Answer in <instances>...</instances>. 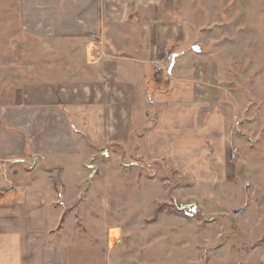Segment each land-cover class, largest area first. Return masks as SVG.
I'll return each instance as SVG.
<instances>
[{
    "label": "rangeland",
    "instance_id": "obj_1",
    "mask_svg": "<svg viewBox=\"0 0 264 264\" xmlns=\"http://www.w3.org/2000/svg\"><path fill=\"white\" fill-rule=\"evenodd\" d=\"M19 5L0 0V107L38 111L44 101L58 106L102 99L97 119L104 117L117 136L103 140L99 126L102 141L94 152L70 160L80 172L68 180L74 186L83 181L81 191L72 189L74 206L63 207L49 243L62 245L69 264H264V0L169 2L176 23L186 10L197 39L213 51L218 83L229 91L225 142L217 149L208 143L203 157L139 156V94L120 90L125 77L57 75L54 61L40 60L47 46L23 30ZM166 55L154 62L155 75L164 73H156L155 64ZM85 85L94 86L88 93ZM71 124L84 134L89 127L75 118ZM153 124L149 120L148 127ZM47 165L58 171L49 173L53 189L63 186L58 163Z\"/></svg>",
    "mask_w": 264,
    "mask_h": 264
},
{
    "label": "crops",
    "instance_id": "obj_2",
    "mask_svg": "<svg viewBox=\"0 0 264 264\" xmlns=\"http://www.w3.org/2000/svg\"><path fill=\"white\" fill-rule=\"evenodd\" d=\"M19 1L23 30L47 46L40 60L54 61L57 75L125 77L118 78L120 90L139 94V156L203 157L208 143L222 147L229 91L218 83L213 51L197 39L185 9L183 21L176 23L169 16L172 0ZM164 53L172 57L171 66L155 75L154 62ZM130 76L135 79L128 81ZM72 86L80 91L79 84ZM92 86L83 88L89 93ZM100 101L58 106L44 101L38 111L27 105L0 107V264H69L67 251L49 243V236H56L63 207L74 206L72 189L81 191L83 181L74 186L68 180L80 172L70 160L94 152L95 142L102 141L96 137L99 126L103 140L117 137L104 117L97 119ZM72 118L87 122L85 134L75 131ZM162 148L166 152H158ZM51 162L62 169L63 186L55 190L49 173L58 171L47 165Z\"/></svg>",
    "mask_w": 264,
    "mask_h": 264
},
{
    "label": "built area",
    "instance_id": "obj_3",
    "mask_svg": "<svg viewBox=\"0 0 264 264\" xmlns=\"http://www.w3.org/2000/svg\"><path fill=\"white\" fill-rule=\"evenodd\" d=\"M164 62L162 64H155V72H167L171 66L172 57L170 55H166L164 58ZM232 158H235L236 156V150H232L231 153Z\"/></svg>",
    "mask_w": 264,
    "mask_h": 264
},
{
    "label": "bare ground",
    "instance_id": "obj_4",
    "mask_svg": "<svg viewBox=\"0 0 264 264\" xmlns=\"http://www.w3.org/2000/svg\"><path fill=\"white\" fill-rule=\"evenodd\" d=\"M112 233H113V232H110V234H111V237H112ZM114 236H115V235H114Z\"/></svg>",
    "mask_w": 264,
    "mask_h": 264
}]
</instances>
